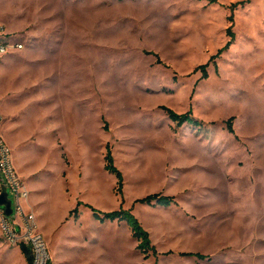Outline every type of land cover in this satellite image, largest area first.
I'll list each match as a JSON object with an SVG mask.
<instances>
[{"label": "rangeland", "instance_id": "374dc122", "mask_svg": "<svg viewBox=\"0 0 264 264\" xmlns=\"http://www.w3.org/2000/svg\"><path fill=\"white\" fill-rule=\"evenodd\" d=\"M241 1L0 0V25L24 45L0 60V133L49 264H264V0L235 11V40L211 61ZM153 194L175 204L134 205ZM80 202L132 210L157 256L124 223L71 215ZM0 264H27L1 224Z\"/></svg>", "mask_w": 264, "mask_h": 264}, {"label": "built area", "instance_id": "2783aa9c", "mask_svg": "<svg viewBox=\"0 0 264 264\" xmlns=\"http://www.w3.org/2000/svg\"><path fill=\"white\" fill-rule=\"evenodd\" d=\"M24 49L21 42L15 41L12 36L0 25V60L18 53ZM2 116L0 113V127ZM6 195L11 203L12 214H5L6 208H0V224L4 239L11 246H25L32 256V264H49L50 255L44 236L39 232L33 214H27L23 203L28 198V191L19 177L14 166L12 150L0 133V197ZM15 200L16 210L13 208Z\"/></svg>", "mask_w": 264, "mask_h": 264}, {"label": "trees", "instance_id": "16d2710c", "mask_svg": "<svg viewBox=\"0 0 264 264\" xmlns=\"http://www.w3.org/2000/svg\"><path fill=\"white\" fill-rule=\"evenodd\" d=\"M210 5L216 4L217 0H206ZM251 0H244L235 4H232L228 7V10L230 11V17H229V23L230 27L227 30V36L229 38V42L226 44V46L221 49L217 55L213 56L211 58V61H215L222 53L229 50L231 45L233 44V41L235 40V34L233 32L234 29V13L235 11L240 7H245V5L249 4ZM209 67V64L200 66L196 69L197 72H201L203 75V79L208 78V72L207 69ZM169 119L176 123L177 126H192V127H201L202 123L196 120L192 112H188L184 115H178L174 111L163 108ZM233 121L234 119H230L228 122V129L231 133H233ZM105 162L106 166L105 169L110 174L114 175L117 178V190L119 193L122 192L123 188V175L118 170V168L115 166L114 158L112 155L111 150L109 147H107V153L105 156ZM175 204V198L169 197V196H163L161 194H153L149 195L146 198L137 200L134 205H147V206H153V207H161V208H169ZM86 207L89 208L93 214L96 220L100 221L101 223L105 222H118V223H124L126 224L129 229L131 230L132 236L134 240L138 242L137 250L143 254L146 258H148V255L152 253L154 256H157L156 248L152 245V241L150 238V234L143 228L141 225L139 219L132 213V210H124L121 208L118 211H114L111 213H102L93 207L89 205H84L83 203H78L77 209H75L73 212H71V215L74 213H78V209L80 207ZM20 250L22 255L25 257L27 264H32V256L30 254V251L25 246H20ZM185 257H196L202 261H205L207 257L201 254H194V253H184L182 254Z\"/></svg>", "mask_w": 264, "mask_h": 264}, {"label": "water", "instance_id": "95a60500", "mask_svg": "<svg viewBox=\"0 0 264 264\" xmlns=\"http://www.w3.org/2000/svg\"><path fill=\"white\" fill-rule=\"evenodd\" d=\"M0 205L6 208L5 214L10 216L12 214L11 203L7 200L6 195L0 197Z\"/></svg>", "mask_w": 264, "mask_h": 264}, {"label": "crops", "instance_id": "0c3cea01", "mask_svg": "<svg viewBox=\"0 0 264 264\" xmlns=\"http://www.w3.org/2000/svg\"><path fill=\"white\" fill-rule=\"evenodd\" d=\"M22 254V253H21Z\"/></svg>", "mask_w": 264, "mask_h": 264}]
</instances>
